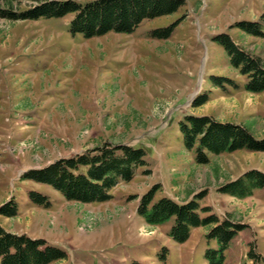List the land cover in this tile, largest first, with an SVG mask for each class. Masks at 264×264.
<instances>
[{
  "label": "rangeland",
  "instance_id": "374dc122",
  "mask_svg": "<svg viewBox=\"0 0 264 264\" xmlns=\"http://www.w3.org/2000/svg\"><path fill=\"white\" fill-rule=\"evenodd\" d=\"M52 1L64 0H0V207L17 205L15 216L0 215V226L62 248L67 259L53 264H208L206 249L217 248L205 238L208 228L191 230L189 240L177 244L167 235L170 224L151 226L137 214L141 196L156 185L155 200L184 202L200 193L201 207L246 227L224 264H264V187L241 198L222 191L249 171L264 174V152L208 154L209 162L199 165L178 128L186 115L209 116L264 138V92H247L246 77L212 41L229 35L264 68V36L234 26L257 22L264 35V0H184L178 12L144 21L130 34L92 39L69 33L71 15H7ZM180 18L168 39L152 38V31ZM211 76L235 87H215ZM201 94L209 101L192 107ZM103 144L141 147L148 163L107 202L67 201L23 179ZM30 190L47 196L50 207L33 204Z\"/></svg>",
  "mask_w": 264,
  "mask_h": 264
},
{
  "label": "trees",
  "instance_id": "16d2710c",
  "mask_svg": "<svg viewBox=\"0 0 264 264\" xmlns=\"http://www.w3.org/2000/svg\"><path fill=\"white\" fill-rule=\"evenodd\" d=\"M184 6V0H64L44 2L18 14L7 15L12 20L71 15L69 33L92 39L108 33L130 34L142 22L172 15ZM261 18L264 21V14ZM181 20L155 29L151 33L152 38L168 39ZM234 26L248 34L264 36L257 22L241 21ZM212 41L222 46L230 65L246 77L244 89L247 92H264V68L258 58L238 48L225 33L214 36ZM211 80L215 87H235V83L227 78L211 76ZM208 101V95L201 94L193 100L192 107H199ZM178 128L184 147L195 152L199 165L209 162L208 154L221 155L240 150L264 152V138H256L242 126L220 123L209 116L186 115L179 121ZM145 157L146 150L141 147L103 144L84 153L57 159L39 170H30L23 179L51 187L67 201L104 203L112 198L111 191L120 182L129 183L138 169L148 165ZM263 187L264 174L249 171L244 178L228 184L222 191L241 198ZM156 191L155 185L141 196L137 214L151 226L170 224L167 235L177 244L186 243L191 230L208 228L205 238L215 240L217 248L206 249L204 258L208 264H224L226 250L246 227L226 218L220 220L209 207H201L198 202L202 197L200 193L191 200L177 202L169 197L155 200ZM27 197L39 207H50L51 203L44 194L30 190ZM12 202L0 207V215L13 217L17 214V205ZM248 256L256 258L253 251H249ZM67 257L62 248L50 245L44 239L13 234L0 226V264H53ZM161 257L164 259V256Z\"/></svg>",
  "mask_w": 264,
  "mask_h": 264
}]
</instances>
